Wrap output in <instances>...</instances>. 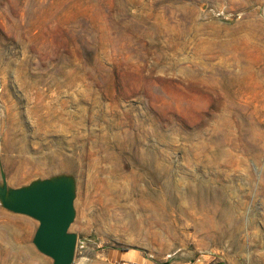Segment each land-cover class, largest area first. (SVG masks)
Returning <instances> with one entry per match:
<instances>
[{"label": "rangeland", "instance_id": "obj_1", "mask_svg": "<svg viewBox=\"0 0 264 264\" xmlns=\"http://www.w3.org/2000/svg\"><path fill=\"white\" fill-rule=\"evenodd\" d=\"M1 171L73 176V264H264V0H0Z\"/></svg>", "mask_w": 264, "mask_h": 264}, {"label": "water", "instance_id": "obj_2", "mask_svg": "<svg viewBox=\"0 0 264 264\" xmlns=\"http://www.w3.org/2000/svg\"><path fill=\"white\" fill-rule=\"evenodd\" d=\"M75 187V179L69 174L10 187L1 171V206L38 222L32 243L52 259V264H73L74 261L77 236L69 228L75 216Z\"/></svg>", "mask_w": 264, "mask_h": 264}]
</instances>
